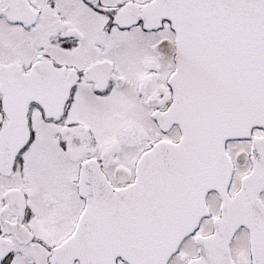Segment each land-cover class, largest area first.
I'll list each match as a JSON object with an SVG mask.
<instances>
[{
	"label": "snow or ice",
	"instance_id": "1",
	"mask_svg": "<svg viewBox=\"0 0 264 264\" xmlns=\"http://www.w3.org/2000/svg\"><path fill=\"white\" fill-rule=\"evenodd\" d=\"M0 264H264V0H0Z\"/></svg>",
	"mask_w": 264,
	"mask_h": 264
}]
</instances>
